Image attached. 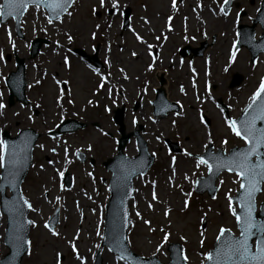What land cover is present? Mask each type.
Masks as SVG:
<instances>
[{
	"label": "rangeland",
	"instance_id": "obj_1",
	"mask_svg": "<svg viewBox=\"0 0 264 264\" xmlns=\"http://www.w3.org/2000/svg\"><path fill=\"white\" fill-rule=\"evenodd\" d=\"M175 1L174 4L173 0H104L101 6V0H77L65 15L52 23L42 7L31 6L21 20L24 35L21 39L15 34L13 21L0 23V104L4 105L0 108V141L4 130L13 136L20 129L30 127L40 134L33 149L32 165L21 187L31 203L29 217L33 222L22 264H75L80 246L86 248L87 264H93L102 234L101 205L108 198L107 185H102L101 176L105 179L110 176L101 161L115 153L118 133L111 117L112 109L121 103L126 105L127 130L142 125L141 135L148 143L149 152L159 161L144 177L134 178L135 193L129 202L131 223L127 232L130 249L138 255H154L167 262V245L176 242L183 246L187 264H204L205 253L220 228L236 233L235 219L229 213V197L238 189V176L223 172L215 182L216 196H199L192 185L199 173L206 174L207 168L205 164L197 165L196 156L188 157L185 153H202L209 143L214 150L227 152L232 145L242 143L229 129L227 115L217 99L227 107L229 116L237 117L260 83L264 62L260 56L251 65L245 48L233 56L234 34L226 39L225 33L230 31L231 26H227L231 21L235 25L250 24L261 0H232L227 14L221 11L224 0ZM113 3L117 5L115 8ZM199 3L202 8L198 7ZM126 8L131 10V19L129 27L123 29L121 13ZM111 10L113 13L108 14ZM170 11L173 18L168 24ZM180 14L187 17L184 23L177 17ZM168 25L173 27L170 34L166 33ZM260 32L257 26L255 37ZM212 35H216V43L203 58L195 59L192 64L187 60L183 64L179 62L180 46L185 42L197 45ZM35 37L49 42L31 59L30 42ZM159 43L165 46L155 59L152 50ZM73 48L88 56L95 54L102 63L101 68L90 66L92 80L81 77L79 68L89 63L73 54ZM7 55L10 60L6 59ZM15 55L25 61V95L29 105H7L5 79L15 70ZM66 58L71 62L68 67ZM233 72L241 74L243 82L229 89ZM160 75L166 79L168 99L181 104V109L179 113L154 118L151 101ZM100 81L101 89L97 88ZM62 82L66 83L65 88L59 87ZM134 101L138 106L132 109ZM198 104L209 120L208 125L198 116ZM67 118L88 125L72 134L54 137L47 134ZM218 127L221 128L217 133ZM204 129L208 134H197ZM165 138L179 141L184 151L181 157H169ZM77 150L94 158L95 166L79 163L75 158ZM124 152L129 156L136 154L133 139ZM186 159L190 168L179 173ZM170 162L174 164L172 167ZM65 171L73 175L69 188L63 183ZM94 191L97 196L89 198L88 193ZM263 197L264 186L257 200ZM56 208L58 223L49 231L45 222ZM4 228L5 218L0 211V258L7 252ZM103 254L110 258V264H127L106 247L101 250ZM102 264L107 263L102 261Z\"/></svg>",
	"mask_w": 264,
	"mask_h": 264
},
{
	"label": "water",
	"instance_id": "obj_2",
	"mask_svg": "<svg viewBox=\"0 0 264 264\" xmlns=\"http://www.w3.org/2000/svg\"><path fill=\"white\" fill-rule=\"evenodd\" d=\"M261 8L262 11H264V1L262 2ZM51 10H53V7H51ZM53 16H57V15L53 13ZM243 34L244 31L243 29H241V36H243ZM252 34L253 31L252 28H250L247 32V35L250 39L252 37ZM257 45L258 47L256 48V51L252 53L253 58L254 56H256V54L259 51L264 50V37L261 38V41L260 40L257 41ZM37 49H38V45L35 47V52ZM240 80L241 78L235 75L231 83V86L238 85ZM262 95H264V93H262ZM251 106L255 108L253 110V113L255 112L257 114V119H256L257 124L255 125V129L258 131L259 129L264 128V104H262L261 99L258 97L256 101L252 102ZM116 122L120 124V130L123 133L121 115L116 117ZM249 123L251 124V121ZM36 136L37 135L31 130L21 131L20 134L15 138H10L7 132L4 133V145L6 149L11 150L15 148L18 154L17 161L15 162L11 174L6 169L1 170V181H0L1 209L7 217L5 243L9 247L10 252L6 254L4 259L0 260V262L6 261L7 264H20V260L24 255V253L26 252L28 246V232H29L28 221L30 220L27 217V210L29 207L24 206V201L26 200L22 196L20 190V184L23 178L25 177L28 167L31 163V150L34 141L36 139ZM127 139H128V135L126 136L123 134V136L119 141L120 153ZM247 148L248 146L242 148L241 151L244 152L245 150H247ZM233 152L234 151H232L231 156ZM140 153L146 155L145 146L142 145ZM123 159L124 157L121 154H119L117 158L114 159V162L112 164L113 165L112 168L114 170V178L112 180V185L110 187L111 197L109 204L107 206L106 216H105L104 242L105 244L110 246L115 252H117L120 256L125 257L132 263H137V261L140 260L141 264H144V262L159 264L158 261L155 259V257H152L150 259H143L130 253L129 251L127 252V246L125 242V233L127 226L129 224V219L126 210V202L132 195L131 179L133 175L136 174L138 171H144L147 168L148 164H150L151 162V157L147 159L148 162L145 165H143L142 161H137L133 164H128L124 162ZM110 163L111 162L108 161L105 163V165L108 166ZM217 172L218 171H216L215 174L209 177V186L204 188L208 190L211 196H213L216 192V188L214 187L213 182ZM67 177L69 178V175H67ZM259 186L260 183L257 185V187ZM6 187H9V189L11 190L12 194L10 197H7L5 195ZM204 189H202V191ZM256 192L253 193V198H252V205H253L252 217L256 222V224L259 225L261 223H264V202L261 204V211L257 214V217L259 219H256V216L254 214L255 211L254 198ZM233 200H238V203L240 205L241 200H247V193L244 190H241L238 193V197L233 198ZM15 208H22L23 211L21 216L19 217L16 216L14 211ZM245 210L246 209L242 210L240 205L239 211L235 213L236 216L242 215ZM21 225L23 226V231L21 234L23 235V238L24 240L27 241V243L18 244L16 240V234ZM51 225L53 226L54 222H51ZM239 230L241 235L240 227ZM234 238L238 239L240 238V236L235 237L229 231H226L219 240L217 239L215 241L213 245V249H211L208 252V254L213 253L215 255L219 251L221 253V256L218 257V259H223L224 257H226V255L229 252V249L227 247L228 242ZM109 239H112L111 241H114L113 244ZM253 239L256 238L252 237L249 240L250 246H252ZM170 246H172L171 262L168 264H184L182 260L181 247L179 245H175L176 247H173V245ZM96 264H100L99 256H97ZM206 264H210V262L207 261Z\"/></svg>",
	"mask_w": 264,
	"mask_h": 264
},
{
	"label": "snow or ice",
	"instance_id": "obj_3",
	"mask_svg": "<svg viewBox=\"0 0 264 264\" xmlns=\"http://www.w3.org/2000/svg\"><path fill=\"white\" fill-rule=\"evenodd\" d=\"M44 2L46 7L54 6V14L58 16L60 12L64 11L66 7L71 5L72 0H51V3L49 0H44ZM224 2L227 4L228 0H224ZM29 3H37L38 6V0H4V2L0 4V18L12 15V12H6V9L20 12L21 10L26 9ZM173 3L175 4V0H173ZM103 4L104 0H101V6H103ZM116 6V3L112 4L113 8ZM221 11H223V8ZM49 23H52L51 18L49 19ZM137 39L139 40L140 37L137 36ZM69 40H71V37H69ZM133 55H135V53H133ZM234 55L235 53H233V56ZM65 63H67V60H65ZM262 93H264V79H262L259 89L253 95V101H256L259 97L262 104H264V95H262ZM3 107L4 105L0 104V108ZM241 125L243 128V134L241 130L236 127L235 121H228V126L233 133L243 139L248 145L247 150L227 163L217 162L209 164L208 161L203 158H199L197 161L198 166L200 164L207 165L210 172L218 171L221 167H227L229 171H235L236 175L240 177V188L247 193V200L240 201L241 209L246 210L242 215L236 216L237 225L241 229L240 238H234L228 242L227 247L229 252L223 259H218V257L221 256L219 251L215 255L213 253L207 254L205 260L209 261L210 264H264V223L257 225L252 217L253 193L260 190L259 187H257L259 183H264V154H262V150H264V128L257 131L254 125L246 121H241ZM185 154L190 155L189 153ZM253 157H255V159H253ZM17 158L18 154L15 148L8 150L6 149L4 142L0 141V169H6L11 174ZM153 198L155 199V196ZM24 206L31 207L27 201H24ZM185 206H187V202L185 203ZM14 211L16 216L19 217L22 215L23 210L22 208H15ZM28 223L32 224L33 222L28 221ZM145 223H147V221H145ZM45 228H49V225L45 224ZM22 231L23 226L21 225L16 234L18 244L27 243L21 234ZM49 231L52 230L49 228ZM226 231V229H221L220 235H218L217 239L219 240ZM52 234L58 235L56 232H52ZM252 237L256 238L254 250L252 246L249 245V240ZM164 238L167 240V234ZM117 259H120V257H117ZM0 264H7V262H0Z\"/></svg>",
	"mask_w": 264,
	"mask_h": 264
},
{
	"label": "bare ground",
	"instance_id": "obj_4",
	"mask_svg": "<svg viewBox=\"0 0 264 264\" xmlns=\"http://www.w3.org/2000/svg\"><path fill=\"white\" fill-rule=\"evenodd\" d=\"M234 23L231 21V23L230 24H228V26L227 27H230L231 25H233ZM229 35H230V31L228 30V31H226V33H225V38L227 39L228 37H229ZM79 71L81 72L82 71V75L81 74H79V75H81V77H84V78H86V79H90V80H92L93 79V76L91 75V71L87 68V67H82V68H79ZM51 88V87H50ZM216 117L219 119V116L218 115H216ZM220 128L221 127H218L217 128V133L219 132V130H220ZM213 132V131H212ZM198 135H202V134H204L205 135V131H199L198 133H197ZM190 163L188 162V163H186V164H182V166H181V168L179 169V173H185L186 172V170L188 169V168H190V165H189ZM188 172V171H187ZM92 211V210H91ZM75 233H73V235H74ZM78 234V233H77ZM75 236V235H74ZM80 250H81V252L80 253H78V255H77V258H76V263L75 264H87V262H86V256H85V252H86V248L85 247H83V246H80ZM102 259H103V261H104V263L106 262L107 264H110L111 263V261H110V258L107 256V254H103V256H102ZM74 264V263H73Z\"/></svg>",
	"mask_w": 264,
	"mask_h": 264
}]
</instances>
